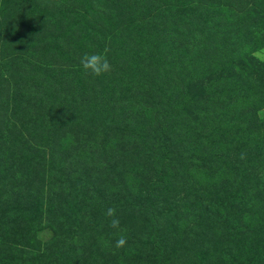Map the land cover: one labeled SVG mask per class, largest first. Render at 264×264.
Returning <instances> with one entry per match:
<instances>
[{
    "label": "rangeland",
    "instance_id": "374dc122",
    "mask_svg": "<svg viewBox=\"0 0 264 264\" xmlns=\"http://www.w3.org/2000/svg\"><path fill=\"white\" fill-rule=\"evenodd\" d=\"M86 53L106 56L108 69L90 74ZM233 90L264 99V0H0V264H51L57 234L75 240L72 264H160L159 254L167 264H264V105L230 107ZM163 93L185 98L172 120L193 127L183 126L189 142L216 144L217 162L180 173L165 160L162 178L137 183L136 206L111 207L118 228L110 206H89L70 224L58 203L55 213L31 211L26 143L39 148L51 128L46 157L103 148L104 136L116 149L130 133L115 116L137 122L152 109L144 127L158 131L173 108Z\"/></svg>",
    "mask_w": 264,
    "mask_h": 264
},
{
    "label": "trees",
    "instance_id": "16d2710c",
    "mask_svg": "<svg viewBox=\"0 0 264 264\" xmlns=\"http://www.w3.org/2000/svg\"><path fill=\"white\" fill-rule=\"evenodd\" d=\"M229 60H233L232 55H229ZM255 61L257 60L255 59ZM245 76L246 79L243 82L241 80V86V82L236 84L237 89H242L243 85L248 86V81H251V78L247 75ZM159 90L167 92V85L164 84ZM232 92L234 93V98L231 104L229 102L226 104H230V107L235 106L241 110L251 107L253 111L250 113H253L264 105V99L259 100L255 93H236V90ZM165 95V93L162 94V101L166 104L170 102L169 105L173 108H170V110L163 114L164 120L160 122L161 126L158 131L144 127L153 118L152 109L145 112L140 111L138 114L143 112L142 115L145 120H142L137 115L135 116L137 122H133L130 118H127L129 114L124 115L123 112L119 116H115L114 122L117 123L119 121L117 127L123 133H130V137L126 140L127 135L121 136L118 132L123 141L117 142L116 149L112 148V146L106 149L107 144H110V142L104 136L102 142L103 148L94 147L92 149L91 147V149L87 148L83 151L76 149L71 155L62 154L58 158L46 157L47 151L44 147L41 148V145L43 143L49 145L48 141L54 135V131L51 128L50 135L44 136L40 140L41 145L39 148L29 147L28 143H26L23 148L25 150H22L21 153L27 161V169L24 172L25 177L23 176L25 181L24 189L28 197L34 199L33 202L29 203L30 208H32L31 211H39L40 215L42 211L41 207L45 206V210L54 212L53 205L55 206V203H58L65 207L67 216L64 217L63 215L56 214L57 218L59 220L64 219L70 224L69 221L72 220L77 222L76 219L80 217L81 213L86 212L89 206L112 207L116 201L121 200H125L127 205L136 206V203L131 199L135 196L132 195L133 191L139 192L141 190L137 183L143 180L145 176H155L156 179L162 178L158 176L163 171L161 163L162 166L166 167L167 163L165 160L167 161L168 158L177 160L180 173H195L199 169H203L205 163L214 161V159V163L217 162L218 158L214 155V151L218 152L216 151V144L205 143L207 146L203 149L200 147V142H189L187 137L184 138L183 136V126H186L185 131L187 129L193 130V127L187 124L180 125L172 120L175 114H181L183 111H181V103L184 102L185 98L182 96L180 102L173 104V101L165 97ZM224 99L229 100L227 97ZM128 108L127 106L125 111ZM110 111L112 110L108 109L106 111L104 109L102 112L104 116H107ZM248 118H250V114L244 117V122ZM184 119L190 121L191 117H185ZM260 120L264 123L263 119ZM191 121H194V128H196L195 119L193 118ZM224 122L226 121L222 119L218 123L222 126ZM261 126H264V124H261ZM242 128H244L243 125ZM162 146L163 148H161ZM59 150L60 146L57 151ZM110 151H113L112 156H109ZM52 156L54 157L53 151ZM96 157L97 159H95ZM44 167H46L45 170L48 173L47 179H44L43 176L44 170L42 169ZM170 170L165 173L164 177L168 182H172L175 179V177H171L172 172ZM169 185L168 183L162 184L165 187ZM121 189L126 193H121ZM45 194V199L42 200ZM43 201L46 204H43ZM59 231L60 229L55 234ZM58 236L59 234L57 236L53 235L50 240L54 242L50 249L52 257L50 263L72 264L74 260L71 257L75 256V253H73L75 251L71 248L72 241L70 242V240H75L68 238L69 241H59ZM69 250L72 252H69ZM157 259L160 264H167L165 262L166 259L162 255L159 254Z\"/></svg>",
    "mask_w": 264,
    "mask_h": 264
},
{
    "label": "clouds",
    "instance_id": "9594fccd",
    "mask_svg": "<svg viewBox=\"0 0 264 264\" xmlns=\"http://www.w3.org/2000/svg\"><path fill=\"white\" fill-rule=\"evenodd\" d=\"M81 65L82 67L88 71L93 76L102 75L109 67L108 60L106 56L101 53H86L81 58ZM107 214L111 217V227L118 228L119 227V218L116 217V209L115 208H108ZM124 237L118 241V245H122L124 243Z\"/></svg>",
    "mask_w": 264,
    "mask_h": 264
}]
</instances>
